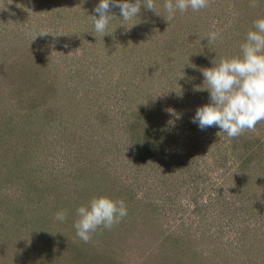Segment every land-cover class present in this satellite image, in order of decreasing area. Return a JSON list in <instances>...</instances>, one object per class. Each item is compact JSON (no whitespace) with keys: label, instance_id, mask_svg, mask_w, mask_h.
<instances>
[{"label":"rangeland","instance_id":"1","mask_svg":"<svg viewBox=\"0 0 264 264\" xmlns=\"http://www.w3.org/2000/svg\"><path fill=\"white\" fill-rule=\"evenodd\" d=\"M98 3L99 0H0V19L11 18V30L19 41L17 49H0V66L9 64L11 58L24 59L29 54L28 47L37 42L38 64L48 66L56 75L60 99L55 105H65L64 116L62 110L59 112L64 120L52 128L53 134L61 136L32 147L33 130L23 128V140L29 141L26 146L21 143L22 163H9L6 171L11 174L0 179V205L3 202L4 207L0 211V264H24L26 260L35 264L31 251L34 256L46 255L42 248L49 236L58 239L57 245L84 246L94 254H113L122 264H173L186 260L187 253L195 262L212 255L216 264H245L249 258L252 264H264V162L252 161L245 173L236 172L234 196L223 198L230 202L223 214L218 201L225 191L232 190L220 185L224 180L220 176L234 171L225 170L231 162L225 165L224 161H211L214 171L200 181L187 170L156 175L161 163L153 162L148 168L151 176L145 177L144 183L143 162L134 166L138 156L132 157L123 149L121 133H112L116 127L108 121L121 113L124 103L136 106L148 96L156 100L162 64L165 69L161 84L175 87L173 96L189 97L187 94L195 89L192 74L204 67H194L187 77L186 54L206 42L213 59L239 55V45L252 29L253 21L264 17V0H259L255 8L250 7V0H211L208 8L177 12L170 22L166 20L164 0H156L159 15L142 5L137 19L132 21H123L119 8L112 7L110 14L116 16V23L112 20L109 34L102 37L95 33L91 18ZM133 23L136 24L128 28ZM5 25L0 20V32ZM42 30L65 34L37 36L32 41ZM217 30L221 39L215 43L202 38ZM229 30L234 34L227 36ZM88 80L94 85L93 93L87 94L81 85ZM118 84H126L123 90L127 94L119 90ZM160 93L162 102H156L162 111H168L167 117L173 109L178 110L186 122L189 118L185 114L193 110L181 104L183 97L177 98V105L169 93ZM0 98L6 112L16 113L17 106L9 102L3 85ZM170 101L173 104L168 105ZM47 117L51 116L47 113ZM263 124L258 123L256 128H263ZM259 138L264 144L263 133ZM11 152L10 147L9 156ZM165 188L173 195L164 193ZM99 196L123 200L128 214L110 230L98 229L92 240L84 243L73 227L76 209ZM249 209L257 213L242 229L248 227L251 232L240 235L239 223L243 219L239 215ZM60 210L68 213L63 223L55 219ZM259 213L261 217L256 219ZM50 242L47 244L54 249Z\"/></svg>","mask_w":264,"mask_h":264},{"label":"trees","instance_id":"2","mask_svg":"<svg viewBox=\"0 0 264 264\" xmlns=\"http://www.w3.org/2000/svg\"><path fill=\"white\" fill-rule=\"evenodd\" d=\"M97 18L99 17L97 16ZM10 19L11 18L6 19L4 17L0 19L1 24H6L5 29L0 32V49L3 52H6V50H14L15 48L17 49L19 46V41H17L16 35L11 30ZM112 20L115 24L116 20ZM112 20L108 25L110 28L113 25ZM230 31L231 30L225 34L227 36L234 34ZM30 46L31 47H28L29 54L25 56L24 59L11 58L8 60L10 61L8 62L9 64L0 66V85H3V87L8 90L9 102L15 103L17 106L15 110L16 113L6 112L3 101L0 98L1 180L11 174V172L8 173V171H6L9 167V163L13 162L18 166L22 163L24 152L21 151V143L26 146L29 141V139L26 141L23 140L26 134L23 128L26 126L32 128L33 131L31 136L34 138L33 147L38 146L40 143H50L52 140H56L60 134L59 131L58 136L53 134L52 128L55 125H61L60 123L64 120V118L59 116V112L62 110L64 116L65 112L63 109H65V105H55L60 99L58 98L59 88L55 82L56 75L50 72L51 70L48 69V66H40L38 64L39 49L37 42ZM211 52L210 44L203 42V44L197 45L186 54L185 61H188L189 66V68L186 69L188 73L187 77L190 76L196 66L200 68L213 66L211 65V61L213 60ZM182 53L180 49V54ZM179 59L182 60L183 58L179 56ZM43 63L45 64L46 62ZM169 65L170 63H167V66ZM171 67H174V65ZM163 69H165V67H163L162 64L160 70L162 75L157 80L160 86H158V90L155 92L156 100L148 96L143 99L140 104H136V106L131 104L126 106V103H124L121 113H115L108 120L113 127H116L112 128L111 132L121 133V137L119 138H123V141H125L123 149H127L132 157L138 156V161H134V166H139L138 163L143 162L141 171L145 175L141 177V180H144V183L146 181L145 177L149 178L151 176V168H148L151 167L150 164L153 162L161 163L155 170L156 175L160 176V174L163 175L167 173L172 175L180 174L183 170H187L194 179L198 178L199 181L203 178H209L206 177L207 173L214 171L209 165L211 161L217 160V163L224 161L225 165L231 162L230 166H225V170L230 171L233 169L234 171L226 175V177H223V175L220 176V178H224L220 185H227L232 190H229L228 193L225 191V194H222V197L220 196L222 199L218 201V204H220V213H223L225 211L224 209H227L230 205V202H227L223 198H232L234 196L233 192L236 186L234 177L237 174L236 172L245 173L246 168L250 166L249 164L252 161L264 162V144L259 138L261 133H263L264 137V127L261 129L256 128L255 131H246L239 137L229 140L226 133L219 132L220 130L218 127H209L201 130L196 123L190 125L196 109L199 106L209 103V92L207 90H198L206 86L203 84L204 77L201 71H195L192 74L193 78L191 82L195 89L191 91L192 88H189V92L191 91V93L187 94L189 97L185 94L186 97L175 96V94L173 96L172 94L174 92L172 90L176 88L163 86L161 84L164 74ZM83 82L84 84L81 85V88H85V93H93V82L89 80ZM118 85H121L118 87L119 90L127 94V92L123 90L126 84ZM160 91L167 94L169 93L170 99L174 98L177 105L179 101L177 98L183 97L185 103L182 101L181 104H187V106L193 110L191 114H185L187 118H189L186 122L182 118L184 114L178 110L175 111L173 109L170 118L167 117L168 111L167 113L162 111V107L156 102H162V98L159 97L162 95ZM62 93L65 95L64 92ZM90 99L93 100V98ZM170 104L173 103L170 101L168 105ZM172 108H175V106H172ZM42 112H44V115ZM47 113L53 118L47 117ZM261 123H264V121H261ZM50 132L54 138H51ZM7 141L11 142L8 143ZM12 142L14 144H12ZM10 147L12 150L11 156L8 154ZM23 148L25 149V147ZM7 156L9 157L7 158ZM259 156H261L262 159L259 160ZM124 170L127 171V168L125 167ZM129 170L132 169L129 168ZM196 173L199 174V177ZM172 177L173 176H171V178ZM159 180L160 179L157 178L156 182H159ZM209 183L208 186L211 185V182ZM165 192L171 196L173 195L171 190L166 188L164 190V193ZM2 208H4L3 202H1L0 211ZM256 213L250 209L241 212L239 218H242L243 222L239 223L240 231L238 233H240V235L251 232V228L245 227L246 229L243 230L242 226L248 220L254 218ZM257 217L259 218L256 219H260L261 214L259 213ZM57 241L58 239L54 236L46 237L43 242L45 246L42 248V251H46V255L42 253L41 257L34 256L33 252L30 250L32 253L30 257L32 256L36 260L35 264H122L115 259V255L113 254H94L92 253L93 251L90 252L89 250H85L87 248L84 246L71 247L66 246L65 243L57 245ZM48 242H50V244L54 243L55 248L51 249V245L47 244ZM49 253H51V255H49ZM223 254L228 253L223 250ZM210 256L211 258H208V260L199 258V260L197 259L195 262L194 260L191 261L192 257L187 253L186 256L184 255L186 260L176 261L173 264H216V262H214L215 258L212 255ZM188 260L192 263L188 262ZM244 263L252 264L254 262L252 258H249L245 260ZM24 264H30V260H26Z\"/></svg>","mask_w":264,"mask_h":264},{"label":"clouds","instance_id":"3","mask_svg":"<svg viewBox=\"0 0 264 264\" xmlns=\"http://www.w3.org/2000/svg\"><path fill=\"white\" fill-rule=\"evenodd\" d=\"M210 3L211 0H164L163 9L166 20L170 22L177 12L183 14L189 9L199 12L208 8ZM142 5L159 15L156 12V0H143V3L141 0H135V3H130L129 0H99L94 8L99 18L91 16L94 31L101 37L109 34L108 25L116 17L110 14L112 7L119 8L123 21H132L137 19ZM258 6L259 0H250V7ZM49 34L56 37L65 33L54 34L49 30H42L33 36L32 41L37 36ZM202 38L215 43L221 39V34L218 30L210 31ZM211 63L212 67L199 69L206 86L198 90L209 92V103L196 109L192 122L201 130L218 127L219 132L226 133L229 140L246 131H255L256 125L264 121V17L253 21L252 29L239 45V55L221 57L219 60L214 58ZM127 214L123 200H113L106 196L93 197L87 205L76 209L77 219L73 227L76 236L84 243H89L98 229L110 230ZM67 216L66 210L55 213V219L61 223L65 222Z\"/></svg>","mask_w":264,"mask_h":264}]
</instances>
